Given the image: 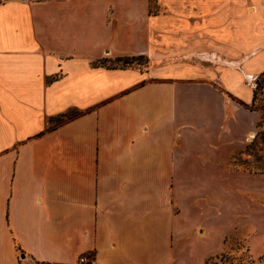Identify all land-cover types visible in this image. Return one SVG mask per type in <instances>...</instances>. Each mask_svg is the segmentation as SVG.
Returning a JSON list of instances; mask_svg holds the SVG:
<instances>
[{"label": "crops", "instance_id": "crops-1", "mask_svg": "<svg viewBox=\"0 0 264 264\" xmlns=\"http://www.w3.org/2000/svg\"><path fill=\"white\" fill-rule=\"evenodd\" d=\"M154 5L0 0V264H65L84 251L96 264H204L227 230L211 220L228 228L246 213L247 264H264V204L231 197L239 175L225 169L255 134L264 48L242 61L239 40L221 60L225 26L211 23L226 21L225 0ZM195 31L217 38L215 61L186 58L210 46ZM138 54L142 68L105 63ZM223 175L234 185H182ZM249 182L263 194L264 173Z\"/></svg>", "mask_w": 264, "mask_h": 264}, {"label": "rangeland", "instance_id": "rangeland-1", "mask_svg": "<svg viewBox=\"0 0 264 264\" xmlns=\"http://www.w3.org/2000/svg\"><path fill=\"white\" fill-rule=\"evenodd\" d=\"M150 1L151 10H158V7L154 5V0ZM239 3L241 4L240 6L238 5ZM225 15L226 21L224 23H211V28L212 26H214L213 28L225 26V46H220L219 48L215 36H203L201 32L198 33V31H195L194 40L207 42L210 46L208 48L199 49L192 54V56H187V59L190 58L191 60L195 58L198 60L203 58L215 61L217 59L216 55L221 52L220 50L215 52V50L219 48L221 50L225 49L224 53L220 54L223 57V59H221L223 62H226L225 59L232 60V56L229 57V55H233L235 46L236 48L239 47V40L241 42L242 61L256 49L260 50L264 48V0H225ZM235 42L237 44H235ZM250 44H257L258 46L253 45L249 51H246ZM254 59L255 58L252 60ZM258 59L259 57L255 59L256 62H258ZM105 63L110 65L115 62L113 60H106ZM228 63L226 62V64ZM146 64L147 58L142 57L138 62L135 61L131 65L144 67ZM251 81V85L257 91L256 101L252 105V108L259 111L255 134L248 135L242 146L236 148L228 155L225 169L227 172L231 171L234 176L235 173L239 175L235 176L239 178L235 180L234 188H231L233 189L229 193L231 197H244L248 198V200L253 199L264 204V192L263 194H259L260 192L255 194L249 186V180H251L252 175L264 173V139L261 138V134L264 130V72L255 74ZM238 140L239 139H237L235 144L240 142V140ZM246 145H248L247 151ZM209 182L210 184L215 182L220 185L221 188L234 185L232 179L225 175L214 181H196L182 183V185L185 187L188 185L190 190L193 189L197 192ZM225 209L227 213L233 214L234 217L240 216L233 208L225 207ZM244 216H246L244 217V221L230 224L228 228L226 227L223 215L220 218L211 220L214 222V227H216L215 231L227 230L223 238L221 250L215 254H211L205 259L208 261V264H247L253 259L249 248V234L253 231V224L250 219V213H246ZM260 259L264 260V252L261 254Z\"/></svg>", "mask_w": 264, "mask_h": 264}, {"label": "trees", "instance_id": "trees-1", "mask_svg": "<svg viewBox=\"0 0 264 264\" xmlns=\"http://www.w3.org/2000/svg\"><path fill=\"white\" fill-rule=\"evenodd\" d=\"M142 57L147 58V57H146L145 55H143V54H138V55H125V56H116L115 58L107 59V60H110V61L113 60V61L115 62V63L110 64V65H108V66H111V67L133 66V65H131V64L134 63L135 61L138 62L139 59L142 58ZM136 67H138V66H136ZM140 68H142V67H140ZM261 72H264V70L261 71ZM256 95H257V91H256V89L253 88V98H252L251 103L249 104V107H251V108H252V105H253V104L255 103V101H256ZM263 120H264V118H263ZM261 138L264 139V130H263V132H262V134H261ZM247 148H248V145H246V151H247ZM207 262H208V261L205 260V261H204V264H208Z\"/></svg>", "mask_w": 264, "mask_h": 264}, {"label": "built area", "instance_id": "built-area-1", "mask_svg": "<svg viewBox=\"0 0 264 264\" xmlns=\"http://www.w3.org/2000/svg\"><path fill=\"white\" fill-rule=\"evenodd\" d=\"M21 1L36 2L39 0H21ZM253 78H254V76H253ZM96 263H97V257H96L95 252L84 251V252L79 253L74 260L69 261L65 264H96Z\"/></svg>", "mask_w": 264, "mask_h": 264}]
</instances>
